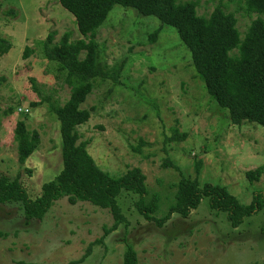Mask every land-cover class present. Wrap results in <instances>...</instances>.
I'll use <instances>...</instances> for the list:
<instances>
[{"label": "rangeland", "instance_id": "1", "mask_svg": "<svg viewBox=\"0 0 264 264\" xmlns=\"http://www.w3.org/2000/svg\"><path fill=\"white\" fill-rule=\"evenodd\" d=\"M216 6L234 13L241 36L258 16L248 13L240 0H200L196 12L207 17ZM158 26L155 17L115 5L98 29L101 59L110 68L123 65L116 83L98 80L81 105L90 110L88 121L77 127L88 153L111 176L140 168L149 191L160 194L164 210L180 173L194 175V160L202 161L200 184H222L243 203L255 192L264 195V170L258 180L246 177L248 170L264 167V128L232 125L206 92L176 30L163 25L149 41ZM66 31L72 40L79 38L72 16L58 0H0V36L12 45L0 56V173L19 175L32 199L62 169L59 122L42 100L50 96L63 104L70 88L58 65L44 56L42 43L49 32L56 43ZM25 47L30 49L27 57ZM19 120L40 136L37 150L22 165L14 140ZM172 128L186 133V139L165 144ZM167 156L180 173L162 165ZM137 198L128 191L119 195L128 226L92 245L87 256L89 244L112 222L107 210L88 202L70 204L62 197L35 221L24 219L18 204L0 205V230L7 232L0 238V264H123L126 243L134 247L138 264H247L264 259V208L234 228L204 198L187 217L175 213L158 227L137 212Z\"/></svg>", "mask_w": 264, "mask_h": 264}, {"label": "trees", "instance_id": "2", "mask_svg": "<svg viewBox=\"0 0 264 264\" xmlns=\"http://www.w3.org/2000/svg\"><path fill=\"white\" fill-rule=\"evenodd\" d=\"M200 0H58L73 18L79 34L71 39L69 31L64 32L54 43V32H49L42 43L46 59L55 62L64 75V82L70 88L69 97L63 104L50 96L44 97L49 114L59 122L61 139L62 169L41 186L40 194L30 198L22 186L19 175L10 178L0 173V205L18 204L26 220L41 221L56 200L66 197L70 204L88 202L107 210L112 218L109 226H103L100 238L89 244H103V239L128 221L118 204L119 195L132 192L138 196L134 202L137 212L147 221L162 227L173 214L187 217L206 198L212 210L225 213L232 227H238L245 218L253 216L264 208V195L255 192L248 203L241 202L222 184H200L199 174L202 161L194 160L193 176L180 173V168L167 156L162 165L180 173L174 184V194L164 210L161 196L150 192L141 169L133 167L119 176H111L101 170L87 151V140H80L77 127L86 123L90 110L82 108L95 83L100 80L117 82L121 64L113 67L101 59L96 35L115 5L135 10L143 16L155 17L159 26L148 35L154 41L163 25H169L191 56V64L202 79L204 87L214 102L225 111L232 125L252 123L264 128V0L243 1L248 13H256L240 35L233 12L216 6L207 17L198 15L196 7ZM232 1V0H227ZM12 45L0 36V56L7 54ZM30 49L25 47L23 56ZM34 103V105L42 104ZM186 133L172 128V134L165 138V144L181 142ZM17 160L20 165L38 148L39 133L28 131L23 120L14 128ZM139 150V146L133 148ZM167 152V149L163 147ZM264 167L246 172L249 181L258 180ZM7 232L0 230V238ZM126 242V238L124 237ZM82 260V259H81ZM123 264H138L137 254L130 243H126L122 256ZM19 264H36L20 262ZM74 264V262L70 263ZM247 264H264L252 262Z\"/></svg>", "mask_w": 264, "mask_h": 264}]
</instances>
